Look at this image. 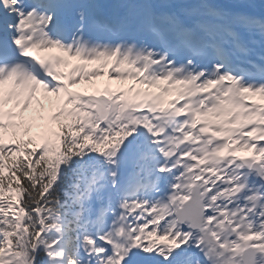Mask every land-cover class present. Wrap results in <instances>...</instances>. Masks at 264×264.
I'll use <instances>...</instances> for the list:
<instances>
[{
	"label": "snow or ice",
	"instance_id": "obj_1",
	"mask_svg": "<svg viewBox=\"0 0 264 264\" xmlns=\"http://www.w3.org/2000/svg\"><path fill=\"white\" fill-rule=\"evenodd\" d=\"M0 264H264V0H0Z\"/></svg>",
	"mask_w": 264,
	"mask_h": 264
}]
</instances>
